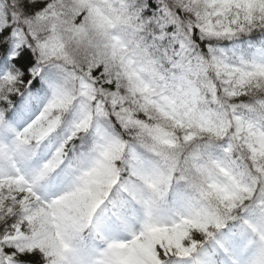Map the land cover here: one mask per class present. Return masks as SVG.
Returning <instances> with one entry per match:
<instances>
[{
	"label": "snow or ice",
	"instance_id": "obj_1",
	"mask_svg": "<svg viewBox=\"0 0 264 264\" xmlns=\"http://www.w3.org/2000/svg\"><path fill=\"white\" fill-rule=\"evenodd\" d=\"M0 264H264V0H0Z\"/></svg>",
	"mask_w": 264,
	"mask_h": 264
}]
</instances>
